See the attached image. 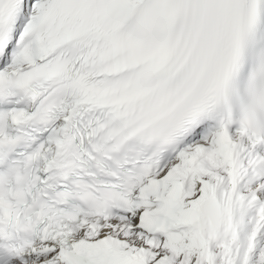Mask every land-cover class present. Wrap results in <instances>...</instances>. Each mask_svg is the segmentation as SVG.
Here are the masks:
<instances>
[{
    "label": "snow or ice",
    "instance_id": "snow-or-ice-1",
    "mask_svg": "<svg viewBox=\"0 0 264 264\" xmlns=\"http://www.w3.org/2000/svg\"><path fill=\"white\" fill-rule=\"evenodd\" d=\"M0 264H264V0H0Z\"/></svg>",
    "mask_w": 264,
    "mask_h": 264
}]
</instances>
